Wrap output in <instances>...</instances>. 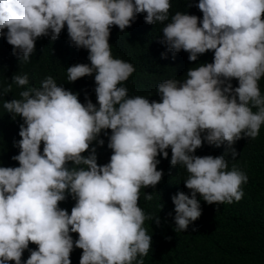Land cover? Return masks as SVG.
I'll return each instance as SVG.
<instances>
[{
	"label": "clouds",
	"instance_id": "9594fccd",
	"mask_svg": "<svg viewBox=\"0 0 264 264\" xmlns=\"http://www.w3.org/2000/svg\"><path fill=\"white\" fill-rule=\"evenodd\" d=\"M195 6L202 21L187 12L172 14L170 0H0V36L13 54L29 61L38 38L56 40L67 25L70 42L87 49L90 60L69 66L67 79L95 74L96 85V103H82L79 93L58 86L52 76L4 101L12 119L23 123L15 142L20 151L12 156L19 166H0V264H72L74 248L83 250L79 264H144L152 236L143 225L151 217L138 206L140 190L162 180L157 157L168 158L169 148L171 165L186 168L191 190L172 196L176 231L201 216L198 194L208 204L243 198L245 173L228 171L225 155L195 153L205 141L226 142L235 158L232 145L255 139L264 124L258 84L264 76V0H198ZM143 13L148 24L170 21L160 41L169 50L188 52L193 62L214 52L213 62L190 68L182 81L159 83L160 100L129 98L118 85L135 68L113 58L110 49L112 27L122 32ZM13 83L27 85L28 76L0 82V98ZM109 129L112 155L101 165L93 142L103 146L98 138ZM69 195L76 201L70 214L60 207ZM72 233H78L75 241ZM30 243L38 248L25 261Z\"/></svg>",
	"mask_w": 264,
	"mask_h": 264
},
{
	"label": "trees",
	"instance_id": "16d2710c",
	"mask_svg": "<svg viewBox=\"0 0 264 264\" xmlns=\"http://www.w3.org/2000/svg\"><path fill=\"white\" fill-rule=\"evenodd\" d=\"M188 2L192 6H188ZM170 0L171 13L177 11L197 15L202 21L203 13L195 6L198 0ZM140 14L132 25L124 31L113 26L109 38L113 58L131 63L135 71L127 81L118 86L128 89L129 98L144 96L150 100H160L157 93L159 83L166 79H185L186 72L199 64L213 62L214 52L209 51L200 55L197 61L189 60V53L181 50L179 53L171 51L161 43L162 29L170 21L155 25L145 23ZM7 31L6 29L4 30ZM166 54V55H162ZM22 53L13 54V46L7 42L6 36H0V82L4 85L12 83L15 75H27L29 83L17 86L13 83L12 91L0 98V166H19V162L12 159L20 149L15 142L21 139L19 125L22 118L12 119V114L3 108L4 101L20 98L21 91L30 87H41L42 82L52 76L58 86L79 93V99L86 103L91 99L96 103L94 75L85 76L75 82L67 79L69 66L78 63L90 64L88 50L75 47L69 39L67 25L56 40L51 36L38 38L36 51L29 61L19 57ZM233 87L238 86V80L231 81ZM261 95L264 96V76L258 81ZM253 111L257 109L253 108ZM105 135L102 131L98 139H104L103 146L94 141L97 148L98 163L103 165L110 161L112 150L108 148L111 130ZM232 147L237 155L233 158L228 145H209L206 141L203 147L196 150L195 155H225L228 171L233 167L248 176V182L242 184L244 196L239 202L223 204H208L199 197L201 216L189 224L187 230L176 231L175 205L172 196L178 192L189 194L185 181L189 177L186 168L181 165H171V148L167 149L168 158L161 154L157 157L160 163L158 170L163 171L162 180L153 187L141 188L138 206L151 217L144 221L147 234L152 236L150 250L143 257L144 264H264V124L261 125L259 135L253 139L243 137ZM43 152V143L41 144ZM86 152L84 155H88ZM69 166H73L69 162ZM151 193L152 200H146L145 194ZM76 201L71 197L60 203L61 208L71 212ZM159 219L157 224L156 219ZM74 241L78 233H72ZM38 246L30 243L29 250H25L23 260H27L30 250ZM82 249L74 248L71 253L72 264H79ZM9 264H15L14 261Z\"/></svg>",
	"mask_w": 264,
	"mask_h": 264
}]
</instances>
